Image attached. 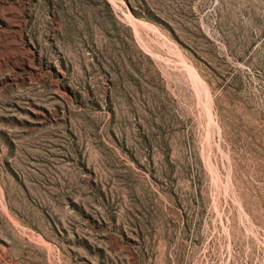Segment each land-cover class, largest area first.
Masks as SVG:
<instances>
[{
  "label": "rangeland",
  "instance_id": "obj_1",
  "mask_svg": "<svg viewBox=\"0 0 264 264\" xmlns=\"http://www.w3.org/2000/svg\"><path fill=\"white\" fill-rule=\"evenodd\" d=\"M0 264H264V0H0Z\"/></svg>",
  "mask_w": 264,
  "mask_h": 264
}]
</instances>
